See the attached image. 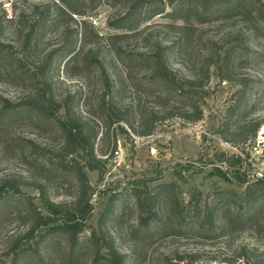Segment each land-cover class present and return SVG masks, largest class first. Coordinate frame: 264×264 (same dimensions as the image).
Returning a JSON list of instances; mask_svg holds the SVG:
<instances>
[{
  "label": "rangeland",
  "instance_id": "374dc122",
  "mask_svg": "<svg viewBox=\"0 0 264 264\" xmlns=\"http://www.w3.org/2000/svg\"><path fill=\"white\" fill-rule=\"evenodd\" d=\"M123 4L114 8L101 4L85 18V42L97 45L116 87L111 95L105 92L102 100L94 92L102 83L95 79L93 70L80 76L81 67L68 65L70 57L64 58V51L59 50L63 40L72 41L69 33L79 25V17L57 10L56 6L64 8L59 0H0V16L22 14L23 25L29 27L39 8L46 21L35 45L26 51L25 82L21 86L0 83V96L15 109L0 114V185L16 183L38 208V186L58 204L72 206L79 196L75 171L85 162L79 155L65 156L63 136L56 123L43 120L32 94L36 87L32 69L48 55L52 60L45 76L54 98L60 99L56 103H68L98 133L94 151L101 159L98 166L102 173L99 176L97 171L83 168L91 187L84 197L92 211L72 260L63 232L50 235L36 256L25 240L30 224L24 214L27 205L23 199L6 196L0 203V264L11 263L14 242L26 250L20 256L22 264H91L93 251L82 239L92 228L108 234L129 264H264V236L246 230L229 212L220 215L212 230L191 229L196 222L189 217L178 228L168 216L167 200L161 198L157 207L163 223L151 222L148 227L140 223L160 184L175 182L183 214L202 216L204 206L217 191L238 189L212 176L213 167H222L229 175L240 170L250 181L264 176V39L260 33H249V50L239 55L229 85L212 75L205 90L195 89L197 106L204 111L201 119L195 120L197 115L179 93L159 94L163 88L151 79L149 66L134 61L124 68L115 60L114 51L147 52L157 43H165L170 47V67L181 83L197 73L192 59L197 57L198 45L203 46L202 40H219L230 29L242 28L246 33L244 27L252 25L243 19L249 17L239 11L229 22L194 25L193 29L184 28L181 22L177 24L182 27H172L170 20L155 17L138 34L109 39L107 36L119 33L110 25L123 15ZM180 38L185 40L181 49L171 44ZM243 76L248 80L240 82ZM238 83L246 85V101L228 125H223L225 109L242 94ZM99 100L105 105L111 100L115 103L109 119L99 114ZM251 120L260 123L255 137L250 136L249 127H243ZM236 156L240 162L233 164ZM97 264L106 263L100 258Z\"/></svg>",
  "mask_w": 264,
  "mask_h": 264
},
{
  "label": "trees",
  "instance_id": "16d2710c",
  "mask_svg": "<svg viewBox=\"0 0 264 264\" xmlns=\"http://www.w3.org/2000/svg\"><path fill=\"white\" fill-rule=\"evenodd\" d=\"M59 1L64 5V8L56 6L57 10L65 15L72 13L80 19L79 25L71 29L69 33L72 41L63 40L59 50L64 51V58L70 57L68 65L78 64L81 67L80 76L83 77L87 72L93 70L95 79L102 83L101 87L94 92H97L102 100L105 98V92L111 95L116 87L113 85L108 69L104 66L103 59L98 53L97 45L91 46L85 42V33L88 28L85 19L86 14L95 11L101 4L114 8L124 2L125 11L123 15L118 21L110 25L119 33L107 36L114 40H123L130 35L138 34L141 27L155 17L170 20L172 27H182L177 24V22H181L184 24V28L193 29L194 25L204 27L215 22L222 24L229 22L239 11L247 15L249 19L244 18L243 22L250 23L252 26L244 27L246 33L242 28L230 29L219 40L206 39L203 41L200 39L203 46L198 45L200 48L197 57L192 59V64L198 68L196 69L197 73L188 80L182 79L181 83L177 82L175 71L170 67L167 55L170 47L165 43L159 42L147 52L127 54L120 49L113 53L115 60L124 68L134 61L149 66L151 79L157 80L163 88L159 94L179 93L186 101L188 109L197 115L195 120H200L204 112L197 106L198 100L195 89L203 88L205 90L212 75L219 82L229 85L233 81L232 76L239 55L243 54V51L248 52L249 50L246 43L249 33H260L258 36L264 39V3H261L260 0H173L171 3L160 2L159 4L155 3L154 0ZM41 16L42 13H39V8L36 9L29 27L23 25L24 16L22 14H17L11 18L0 16V83L13 84L16 82L21 86L20 84L25 82L26 51L35 45V39L46 23ZM70 18L72 19V17ZM78 42H80L79 46H77ZM171 44L181 49L185 45V40L180 38ZM51 60L52 55H48L44 62L32 69V78L36 83V87L32 91L35 98L34 102L38 106L44 121L56 123L58 131L64 138L62 150L65 156L79 155L85 162L83 168L89 171H97L101 176L102 173L98 166L101 159L95 155L94 151V143L98 133L89 127L88 122L68 103L60 105L56 103V100L60 99L54 98L50 82L45 76V71ZM241 78L240 82L248 80L246 76ZM238 86L242 89V94L239 99L230 103L225 109L223 125H228V122L237 115L246 101V85L238 83ZM74 94L77 95V91ZM0 100V114L14 109L2 96H0ZM202 102L205 103L204 99ZM97 109L101 117L107 119L116 110L112 100L106 105L99 100ZM60 110H62L61 116L58 115ZM243 124V127L251 129L250 136L255 137L260 123L251 120ZM234 158L233 164H238L240 157ZM83 168L75 171L80 193L72 206L58 204L50 200L43 187L38 186L35 187L38 190V201L40 202V208H38L30 200L31 198L21 192L20 186L16 183L6 181L0 185V203L6 196L10 195L23 199L27 205L24 214L28 216L30 224L25 240L28 241L27 247L32 248L36 256L40 255L43 243L50 235L63 232L68 239L67 255L69 260L73 259L74 251L80 241L79 237L83 233L88 215L92 211L89 200L84 197L85 191L91 187ZM175 174L177 175V172ZM211 174L225 182L234 184L238 189L217 191L204 206L202 216H185L178 204V185L175 182L160 184L150 201L146 217H142L140 223L145 224L146 227L151 222L154 224L163 223L162 214L157 206L160 199L165 198L169 205L168 216L174 220L178 228H180V223L189 217L196 222L191 229L212 230L219 223L220 215L229 212L234 217L233 221L245 224L246 230H250L258 236H264V176L250 181L244 172L236 169L229 175L222 167H213ZM82 241L87 243L93 251L91 264H97L100 258L106 264H129L126 257L115 247L112 238L108 234L105 236L101 229L96 231L92 228ZM242 250L246 251V247ZM11 251L14 252V256L10 264H22L20 256L26 250L18 242H14Z\"/></svg>",
  "mask_w": 264,
  "mask_h": 264
},
{
  "label": "built area",
  "instance_id": "2783aa9c",
  "mask_svg": "<svg viewBox=\"0 0 264 264\" xmlns=\"http://www.w3.org/2000/svg\"><path fill=\"white\" fill-rule=\"evenodd\" d=\"M114 153H115V155L118 154V152L116 150L114 151ZM260 177H261V175H260Z\"/></svg>",
  "mask_w": 264,
  "mask_h": 264
}]
</instances>
